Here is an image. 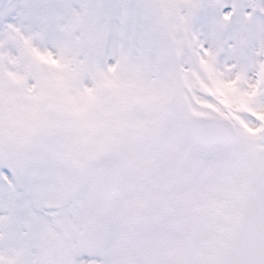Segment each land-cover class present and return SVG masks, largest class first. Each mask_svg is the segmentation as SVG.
<instances>
[{
	"label": "snow or ice",
	"instance_id": "snow-or-ice-1",
	"mask_svg": "<svg viewBox=\"0 0 264 264\" xmlns=\"http://www.w3.org/2000/svg\"><path fill=\"white\" fill-rule=\"evenodd\" d=\"M0 264H264V0H0Z\"/></svg>",
	"mask_w": 264,
	"mask_h": 264
}]
</instances>
